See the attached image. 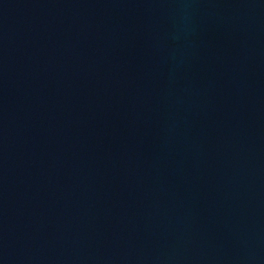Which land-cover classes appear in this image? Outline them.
Listing matches in <instances>:
<instances>
[{"label": "water", "instance_id": "1", "mask_svg": "<svg viewBox=\"0 0 264 264\" xmlns=\"http://www.w3.org/2000/svg\"><path fill=\"white\" fill-rule=\"evenodd\" d=\"M0 264H264V0H0Z\"/></svg>", "mask_w": 264, "mask_h": 264}]
</instances>
